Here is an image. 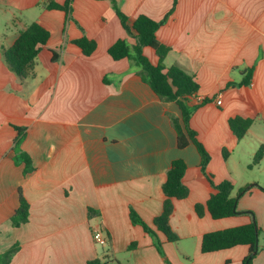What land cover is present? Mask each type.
<instances>
[{
  "label": "crops",
  "instance_id": "0c3cea01",
  "mask_svg": "<svg viewBox=\"0 0 264 264\" xmlns=\"http://www.w3.org/2000/svg\"><path fill=\"white\" fill-rule=\"evenodd\" d=\"M116 1L130 24L140 15L161 21L175 2ZM51 2L67 0H0V253L19 247L10 264H243L249 246L202 253V238L255 220L262 233L253 264H264V157L251 167L264 146V0H178L157 32L171 47L164 65L181 67L200 86L188 105L207 100L193 112L190 127L211 156L207 171L215 183L235 186L241 213L223 219L196 213V204H206L216 191L195 145L178 147L177 101L160 98L136 65L109 54L119 39L135 43L112 2L73 0L70 13L48 9ZM33 22L50 39L23 84L2 48L12 47ZM84 37L97 43L90 56L74 44ZM144 53L158 63L153 49ZM236 117L253 120L241 139L229 125ZM18 153L30 157L29 175L15 162ZM176 159L188 165L183 182L190 194L174 200L170 224L179 241L158 231L163 257L130 213L152 225L163 211L162 186ZM21 194L30 205L29 221L16 228L11 219Z\"/></svg>",
  "mask_w": 264,
  "mask_h": 264
},
{
  "label": "trees",
  "instance_id": "16d2710c",
  "mask_svg": "<svg viewBox=\"0 0 264 264\" xmlns=\"http://www.w3.org/2000/svg\"><path fill=\"white\" fill-rule=\"evenodd\" d=\"M112 6L121 20V23L127 34L135 39V43L131 44L127 39H119L110 48L109 54L114 60L128 59L131 63L140 69L143 80L150 85L155 93L166 101H177L181 110V119H174L173 124L177 131V144L180 149H185L189 145L194 144L201 156L202 170L210 182L216 193L212 194L206 204L198 203L195 206L196 213L199 217H203L206 211L210 213L213 219H223L236 216L241 212L238 209V199L233 197L235 189L234 184L225 180L220 184L214 181V175L207 171L211 156L203 144L198 140L197 133L190 127V118L193 112L202 104L207 102L204 100L193 107L189 106L187 101L196 97L200 89L199 84L193 75H190L179 66H171L167 68L164 65L165 59L171 52V47L160 43L157 37L158 30L167 22L174 11L178 0H175L173 9L161 21H155L146 15H140L130 24V19L125 15L116 0H110ZM73 0H67L64 5L55 2L49 3L48 9L63 10L70 13ZM50 39V32L37 22L30 24L23 30L10 48H2L3 58L9 69L16 74L19 80L25 84L31 76L34 75V67L36 58ZM84 55L90 56L97 49V43L88 38H81L74 42ZM151 48L158 57V63L153 64L145 55L144 49ZM58 59V54L54 52V60ZM253 70H249L248 78L251 77ZM253 124L252 119H244L236 117L230 120L229 125L234 134L239 138H243ZM22 129L18 128V143L15 151L20 152L19 146L22 141ZM224 156H228V152L224 151ZM264 157V146L256 153L251 167L256 166ZM17 164H25V175H29L34 171V166L30 157L26 154L18 153L15 157ZM188 168L187 163L183 159L173 161L170 170L167 173V179L162 186L165 195V201L162 213L156 217L152 225L146 223L135 210H131L130 217L134 225L141 226L144 231L153 239L154 245L161 254L165 256L162 241L158 236V231L162 232L167 240L171 243L179 241V236L173 231L170 219L174 210V200L186 199L189 194V188L184 184L183 179ZM29 203L21 194L20 206L12 216V224L18 228L29 221ZM94 211L90 209V214ZM262 230L257 222L253 220L250 224L228 228L220 231L206 233L202 238V253H211L221 250L230 249L239 245L249 246V254L244 259L243 264H253L259 253V237ZM135 243L130 246L135 247ZM19 247L14 246L4 253H0V264H10L13 256ZM167 264L170 262L165 259ZM88 264H103L100 259L88 262Z\"/></svg>",
  "mask_w": 264,
  "mask_h": 264
},
{
  "label": "built area",
  "instance_id": "2783aa9c",
  "mask_svg": "<svg viewBox=\"0 0 264 264\" xmlns=\"http://www.w3.org/2000/svg\"><path fill=\"white\" fill-rule=\"evenodd\" d=\"M217 104L218 105H221L222 104V101L221 100H218L217 101ZM95 240L97 242H99L100 244H105V240L102 238V235L101 233H96L95 236H94Z\"/></svg>",
  "mask_w": 264,
  "mask_h": 264
},
{
  "label": "rangeland",
  "instance_id": "374dc122",
  "mask_svg": "<svg viewBox=\"0 0 264 264\" xmlns=\"http://www.w3.org/2000/svg\"><path fill=\"white\" fill-rule=\"evenodd\" d=\"M164 64H165V63H164ZM255 172H256V171H255ZM254 174H257V173H253V175H254ZM262 176H263V175H262Z\"/></svg>",
  "mask_w": 264,
  "mask_h": 264
}]
</instances>
